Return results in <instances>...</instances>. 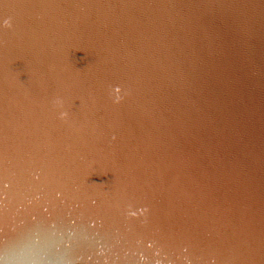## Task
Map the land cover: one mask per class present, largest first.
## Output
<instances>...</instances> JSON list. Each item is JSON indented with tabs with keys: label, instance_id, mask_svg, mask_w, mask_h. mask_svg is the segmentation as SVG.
I'll return each mask as SVG.
<instances>
[{
	"label": "water",
	"instance_id": "1",
	"mask_svg": "<svg viewBox=\"0 0 264 264\" xmlns=\"http://www.w3.org/2000/svg\"><path fill=\"white\" fill-rule=\"evenodd\" d=\"M37 236L264 264V0H0V260Z\"/></svg>",
	"mask_w": 264,
	"mask_h": 264
},
{
	"label": "clouds",
	"instance_id": "2",
	"mask_svg": "<svg viewBox=\"0 0 264 264\" xmlns=\"http://www.w3.org/2000/svg\"><path fill=\"white\" fill-rule=\"evenodd\" d=\"M4 26L10 28V21L6 20ZM113 91L116 93L115 96H113ZM120 91L119 86L115 87L114 90H109V96L113 99V103H119L123 99V97L119 95ZM57 103L61 102L57 101ZM66 115V112H62L61 118H64ZM6 259L7 264H47V256L44 253L43 247H41V241L38 236L31 242L24 243L11 250ZM0 264H4V262L0 260Z\"/></svg>",
	"mask_w": 264,
	"mask_h": 264
}]
</instances>
